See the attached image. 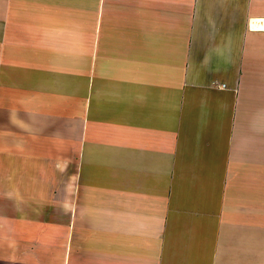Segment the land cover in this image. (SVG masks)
<instances>
[{
  "label": "crops",
  "instance_id": "1",
  "mask_svg": "<svg viewBox=\"0 0 264 264\" xmlns=\"http://www.w3.org/2000/svg\"><path fill=\"white\" fill-rule=\"evenodd\" d=\"M0 264H264V0H0Z\"/></svg>",
  "mask_w": 264,
  "mask_h": 264
}]
</instances>
